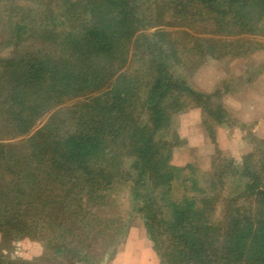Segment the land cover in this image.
I'll list each match as a JSON object with an SVG mask.
<instances>
[{
	"label": "trees",
	"instance_id": "trees-1",
	"mask_svg": "<svg viewBox=\"0 0 264 264\" xmlns=\"http://www.w3.org/2000/svg\"><path fill=\"white\" fill-rule=\"evenodd\" d=\"M263 19L264 0H0V264H107L125 191L156 264H264V140L199 186L162 132L211 99L179 67Z\"/></svg>",
	"mask_w": 264,
	"mask_h": 264
},
{
	"label": "rangeland",
	"instance_id": "rangeland-1",
	"mask_svg": "<svg viewBox=\"0 0 264 264\" xmlns=\"http://www.w3.org/2000/svg\"><path fill=\"white\" fill-rule=\"evenodd\" d=\"M238 37L245 38L250 44L235 46L233 52L237 55L217 60L194 58L189 64L188 60L184 61L188 64L184 69L179 67L192 88L209 93L211 99L205 105L203 114L194 107L187 108L175 116L170 130L162 131L164 136L176 137L171 162L177 166L190 164L194 173L187 167L184 174L186 177H197L199 186H203V180L207 177L204 171L209 168L213 155L219 152L221 157L238 160L240 153L253 150L257 141L264 140V77L261 72L264 59L260 58H264V55L258 54V51L264 50V36L242 34ZM254 96L261 101L262 108H258V111L256 107H249L248 110L238 108ZM217 102L219 108H214ZM253 112L261 117H252ZM203 120L207 126H211L214 120L221 121L213 126L214 142H211ZM186 180L188 187L191 183ZM177 183L179 181L173 182L174 198L182 194V188ZM129 196L128 191H125L120 200V214L125 219L129 218L131 224L127 226L115 256L107 264H156L151 256V242L140 217L134 212L129 213L133 205ZM29 245V242L22 240L13 242L12 253L21 257Z\"/></svg>",
	"mask_w": 264,
	"mask_h": 264
},
{
	"label": "crops",
	"instance_id": "crops-1",
	"mask_svg": "<svg viewBox=\"0 0 264 264\" xmlns=\"http://www.w3.org/2000/svg\"><path fill=\"white\" fill-rule=\"evenodd\" d=\"M258 54L264 55V50L258 51ZM260 58L264 59L263 57H260ZM261 72H262V76L264 77V68H263V70ZM257 92H259V90H257ZM260 102L261 101H259L257 99V97L254 96L253 98L249 99L248 101H245L243 104L241 103L238 106V108L239 109H243V110H248L249 107H251V108L256 107L255 109L257 110L258 108H262L261 105H260ZM196 109H198L201 112V110L199 108H196ZM252 117H255L256 118V117H261V116H260V114H256V113L253 112L252 113ZM220 129H222V128H220ZM217 132H218V130H217Z\"/></svg>",
	"mask_w": 264,
	"mask_h": 264
}]
</instances>
